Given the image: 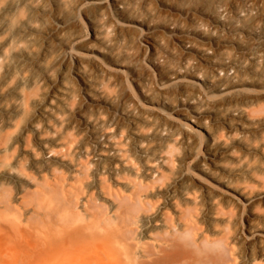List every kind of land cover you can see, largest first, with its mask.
<instances>
[{"label": "bare ground", "instance_id": "obj_1", "mask_svg": "<svg viewBox=\"0 0 264 264\" xmlns=\"http://www.w3.org/2000/svg\"><path fill=\"white\" fill-rule=\"evenodd\" d=\"M241 200L264 0H0V264H231Z\"/></svg>", "mask_w": 264, "mask_h": 264}, {"label": "rangeland", "instance_id": "obj_2", "mask_svg": "<svg viewBox=\"0 0 264 264\" xmlns=\"http://www.w3.org/2000/svg\"><path fill=\"white\" fill-rule=\"evenodd\" d=\"M29 169L30 168H28V170ZM254 204L248 205V204H246V202H244V200H241V204H240L239 208L234 207L232 209V210H234V214L231 212V214H233V217L230 216V218H232V219H230V221H229V225L231 228L229 227V229H228L229 232L227 231L228 232L227 233L228 234V241L232 245L230 255L235 258V259L233 258L234 260L231 261V264H242L243 260L247 256L246 252H248V250H247L248 245H247V240L245 239V236L247 237V236L251 235V232L256 231V232L260 233V235L254 236L253 240L255 242H254L253 248H252L253 253H256L259 247L264 246V202L256 201ZM252 224H255V226H252ZM204 225H205V223L203 224V228H205ZM205 229H206V231L207 230L209 231V232L207 231L209 234L213 233V231L210 230V229H212V226L209 225V227H208L206 225ZM210 232H212V233H210ZM255 246H257V248ZM217 247H218V245H217ZM217 247L216 246L213 247V251L215 248L217 250H219L218 248L221 247L220 248L221 250H219L220 252H218L216 249H215V252L217 251L221 255H226L224 253L225 251H224L222 246H219L218 248ZM230 248H231V246H230Z\"/></svg>", "mask_w": 264, "mask_h": 264}]
</instances>
